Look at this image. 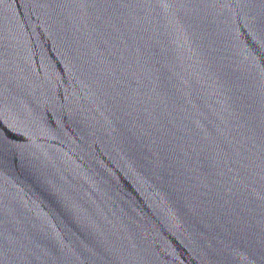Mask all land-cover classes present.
Instances as JSON below:
<instances>
[{
  "label": "water",
  "instance_id": "obj_1",
  "mask_svg": "<svg viewBox=\"0 0 264 264\" xmlns=\"http://www.w3.org/2000/svg\"><path fill=\"white\" fill-rule=\"evenodd\" d=\"M0 264H264V0H0Z\"/></svg>",
  "mask_w": 264,
  "mask_h": 264
}]
</instances>
